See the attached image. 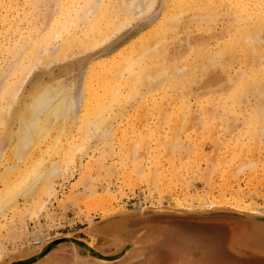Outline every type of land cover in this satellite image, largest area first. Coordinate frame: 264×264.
<instances>
[{"label": "rangeland", "instance_id": "374dc122", "mask_svg": "<svg viewBox=\"0 0 264 264\" xmlns=\"http://www.w3.org/2000/svg\"><path fill=\"white\" fill-rule=\"evenodd\" d=\"M55 1L57 0H0V72L7 67L11 61L15 60V55L16 57H20L24 54V51L20 52L26 46H23V42L21 41L23 35H29L31 31L36 35L37 27L46 23L45 20L48 19V14L50 13L49 17H51L52 12L54 15L60 11L61 0H58V3ZM167 2L169 1L167 0ZM167 2L166 0H156V4L152 9L138 18V20L129 23V28H126V31H129L128 34L133 37L140 31L147 29L146 26H148L149 21L154 20L156 16H160L161 11L162 13L167 11V14H162V17L169 16ZM55 3L57 5H55ZM218 10L219 11L216 13L211 9L206 10V8L197 11V13L202 16L201 19H204L203 21L192 17L193 13H196L195 10H188L181 13L182 16L184 15L183 18L189 21L187 23L190 24L189 26H182L179 30L180 34L177 37L167 31L166 39L168 41L163 45L166 48L164 52L169 58V61L175 60V64L177 63L178 67L181 68L183 64L185 65L187 58L188 61L192 60L193 58L191 59V57L193 56L190 51L193 48L191 46L189 47L188 44L193 38L198 37L200 33L204 37L205 44H207L206 38L212 37V45L210 48L211 51L216 50V42L226 39L228 35L232 33L231 29H233V23H231L233 20L227 14L226 7L219 8ZM54 11H56V13ZM184 13L187 14L185 15ZM197 23L201 24L198 25ZM34 24L36 25L35 29L32 28ZM82 31L83 30L78 31L80 37H83L84 32ZM187 34L189 35V39L186 41L185 37ZM113 36L112 42L107 41L101 42L100 44L98 43L99 48H96L97 45L93 46L94 48L91 47L92 49L88 47L84 49V51L82 50L83 53L79 50L77 51L76 48H72L74 50L71 49L72 51L67 53L69 55L66 54L67 57H63L62 59L60 57V59L57 60L53 59L54 61H51L52 64H50V62L46 66L38 64L39 66L33 69L29 79L21 86L19 90L20 93L18 94L19 99L15 102L17 104H14L15 107L18 106L19 100L25 98V95L36 85H39L41 82L46 83L50 81L53 76L60 79H69V83L72 81L76 82L77 88H80L82 83L85 82L86 77L88 78L86 82L90 81L91 79L88 77L89 72L86 73L88 71L87 66H85L86 60L89 61V59L96 54H100L101 59H109L111 56L109 57L108 54L113 52V48L118 47L128 40H126L127 36L125 41L118 43L122 35L118 36V33H116L115 37ZM161 37L162 36H160V38ZM180 38L182 41L179 40ZM140 39L132 43L141 45L140 41L142 40ZM61 41V38H56L53 41L51 40L52 44L49 43V46H47L52 51L58 46L56 43L59 44ZM262 44L261 50H264V43ZM131 45H127L124 49H127ZM150 52H154V50ZM183 55L184 58L177 59V57ZM235 55L236 57L239 55V57H235L236 60L231 64H227V60L223 59L219 60L220 62L218 64H213V68L216 67L213 70V78L221 79L227 83L229 75L233 76L236 73L238 74V72L244 73L247 70L248 66L246 70H244L246 65H248V61L245 59L244 55L242 56L240 51H236ZM163 63V57H159L157 54L152 61L146 57L142 64L156 67L155 65L157 64L163 66ZM93 67L98 68L96 66ZM65 68L69 70H65ZM6 69L7 68H5V70ZM184 71L185 70L182 72ZM197 72L199 71L197 70L195 73L197 74ZM197 76H199L200 79L201 73H198ZM145 83H147V81H145ZM150 86H140L141 93L137 95L134 100L128 99V101L126 98H123L122 102L117 105L113 104L111 109L112 112H108L106 116L110 114L109 117H113L115 113V115H118L116 120L111 123V125H113L110 127L109 135L104 140H94L88 143L83 142V144L86 145L84 149H82L81 152H75V149H77L76 147L82 144V140L79 138L80 136H78L77 132L80 127V123L77 119L68 129H71L70 131L73 133L70 132L71 135H65V138L62 139L60 143L62 147H60L59 153L50 152L52 154H44V166L46 165L47 167L51 166L56 161L62 162L61 159H64L62 156H69V158L65 160V162L63 160L60 171L53 179V189L55 191H53V197L51 196L47 203L45 212L40 216L31 213V215H29L27 213V210H31L28 207L29 205H23L24 202L20 199V204H18L19 206L17 209L13 210L8 208L4 217L0 218V227H2L0 230V242L6 248L3 247L4 249L1 251V255H5V257H0V263L6 258H12V256H10L12 253L15 254L16 258L29 256L32 254L33 249H26L25 247L28 244L41 242L58 233H70L75 238L92 243L93 247L100 253L101 251L108 250V247H112L117 251L119 250L117 253L119 254L124 249L127 250L128 247L133 245V243L145 233V231L137 232L128 240L126 237V234L129 232L128 229L135 230L139 227L137 224L140 221L154 216H171L184 220L188 219L176 225L174 232L179 236H190L194 234L208 235L217 233L222 229H229L231 231V225L248 223L247 219H243L232 213L186 216L171 214L167 212V210L154 212L147 209V211H145L147 213L146 216L127 221V230L124 231L123 242H120L114 237H110L107 233L97 238L88 233V231H101L103 223L110 222L112 220L110 218L121 212H133L149 207H165L173 210H181L183 209L182 207H194L184 208V210H199L212 208L209 206L215 203V205L223 204L222 206H218L223 209H231L232 207V209L235 208L238 210L236 208L238 207L247 209L249 211H247V213L251 212L255 214V212L257 213L259 211L260 214L264 215V139L261 140L262 144H259L260 146L258 145L259 151L253 153V155L244 152L236 159H234L232 155L234 144L237 140L240 139L245 146L248 144V140L245 138L246 127L235 128V126H233V120L236 118L237 122L241 121L245 116V112H241L239 108L234 112H228L224 108L219 107L217 115L211 117V123L207 124V118L200 107L201 100L197 101L193 97H190V100L187 101L191 104L192 108L195 109V113H193L195 116H193L194 122L182 123V127L180 128L178 126V131H174L177 130L175 126L176 123L180 125L178 119L179 113L176 112L179 109L178 106L180 103H172L173 101L169 100L170 92L168 90L164 88L161 89L159 86H154L153 84ZM211 86H214V84L211 83ZM197 87L198 84H193V89L197 90ZM214 90L215 88L212 89V91ZM212 96L214 97V95ZM252 99L253 98L247 95L242 97V104L246 107V110L249 109L248 106L250 104L255 103V100L253 99V101ZM209 101H211V98ZM155 105L159 106L156 108ZM212 106L207 105L206 107L213 108L214 106ZM196 108L201 110V115H199V110L196 111ZM161 110L163 111V115L161 114ZM238 110L240 112L239 115ZM219 117H223L222 121ZM224 117H228V122L227 118L225 119ZM223 120H226V124ZM230 123L232 127H230ZM8 124L10 125L11 123ZM17 125L16 122L12 123L7 127L6 131L4 128V132L1 129L3 127L0 126V130L2 131L0 132L4 133L1 134V137H3V142L1 143L5 144L6 153L4 157L2 156L0 158V194L5 188L3 184L5 177L9 176L12 181L17 178L14 173L13 175L11 173L10 162L13 164V160H8L6 158L8 154L7 151L9 150L8 148L12 146L11 142H8V136L12 131L18 129ZM6 132H8V135ZM174 134L175 136L177 134V139L176 145L173 147L171 143L168 142L169 140L173 143L175 142ZM72 138H76L77 140H75L76 142L73 143L71 149V146L69 147V141L72 140ZM51 141V139H48V142L51 143ZM48 142L47 144H50ZM136 142L139 143V149L134 148ZM165 142L167 144H165ZM130 144L133 145V149H137L136 153H138L139 159L137 158L138 160L135 162H131V160H127V158L124 160V154H126L127 157L128 153H125L127 150H124L122 146L129 145L130 147ZM169 145L172 148L169 149L168 152L167 147L170 148ZM108 147L109 150H111H108L109 152L107 151ZM135 147H137V145ZM140 148H142V150H140ZM110 152L113 154H110ZM166 152H168L167 156ZM106 153L108 154L106 155ZM256 154L259 156H256ZM239 158H241V160ZM215 160V163L221 160L223 164L222 171L220 166L216 167L212 165ZM251 160L253 163H258L256 166L258 168L255 167L250 171L249 169H245L244 171L242 169L241 171L242 165L251 162ZM23 166L26 167V164L22 165V168L25 170ZM157 167L161 168H158V173L156 172ZM224 169H228L227 172ZM154 175L156 177L160 176L156 178ZM82 177L83 182L80 181ZM87 182L94 183L95 193L92 194L93 197L95 196L94 198L91 197V193L88 194V192L84 190V186L88 184ZM104 204L107 206L105 210L102 209ZM100 205H102V207ZM26 206L28 209L25 208ZM195 207L198 209H195ZM238 212L242 213L243 211ZM211 218L219 219V221L206 220ZM102 221L104 222L102 223ZM128 224L132 225L128 226ZM253 257L254 259H260V257L256 255H253ZM59 260L61 264H91L92 262L94 264H112L113 261H116H98L94 258L76 260L72 247H62L48 253L35 264L46 262L58 264ZM131 261L134 262L135 260Z\"/></svg>", "mask_w": 264, "mask_h": 264}, {"label": "bare ground", "instance_id": "6f19581e", "mask_svg": "<svg viewBox=\"0 0 264 264\" xmlns=\"http://www.w3.org/2000/svg\"><path fill=\"white\" fill-rule=\"evenodd\" d=\"M168 1L169 2L166 0L168 5L167 8L169 7V16L166 15L167 17H162V14H167V11L165 13L161 11L160 16H156L154 20L149 21L148 26H146L147 29L140 31L133 37L128 34L129 31H126L129 23L138 20V18L152 9L156 4V0H61L60 11L58 13L54 11L56 13L54 15L53 12L50 11L52 12L51 17H49L50 13H47L49 15L47 17L48 19L45 20L46 23L41 24L42 26L37 27L36 35H34L32 31L29 35L26 34L28 37L23 35L21 41L23 42V46H26L24 49H22V47L20 52L24 51V54L20 57H16V55L15 57L13 56L15 60L11 61V63L5 67L7 68L6 70L4 68L0 72V126L3 127L1 129L4 132V128L6 131L7 127L12 123L16 122L18 124V129L12 131L8 136V142H11L12 146L8 148L9 150L7 151L8 154L6 157L8 160H13V164L10 162L11 173L12 175L14 173L17 178L12 181L9 176H7L3 180L5 188L0 194V218L4 217L8 208L13 210L17 209L19 206L18 204H20V199L24 202L23 205H29L28 207L31 209V212L27 210L29 215L34 214L40 216L45 212L47 203L53 191H55L53 189V179L60 171L63 160L65 162L69 156H62L64 157V159H61L62 162L56 161L51 166L47 167L46 165L44 166V154H49L50 152L59 153L60 147H62L60 144L62 139L65 138V135H71V133H73L70 131L71 129H68L77 119L80 123L77 132L78 136H80L79 138L82 140V144L76 147L77 149H75V152H81V150L84 149L86 145H84L83 142L88 143L94 140L102 141L107 138L110 127L113 125H111V123L116 120L118 114L115 115V113L113 117H109L110 114L108 116L106 115L111 111L113 104L117 105L122 102L123 98L134 100L137 95L141 93L140 86L148 87L153 84L154 86H159L161 89L164 88L170 92L169 100L173 101L170 102L180 103L178 106L179 109L176 111L179 113V115H177L180 125L176 123L175 126L177 130L174 131H178V126L181 128L182 123L194 122L193 113H195V109H193L191 104L187 101L190 100V97H193L197 101H202V104L200 101V107L207 118V124L211 123V117L217 115L219 107L224 108L228 112H234L239 108L241 112H245V116L239 122H237L235 118V120H233V126H235V128L246 127L245 138L248 140V144L245 146L240 139L237 140L232 151L233 158L236 159L244 152L253 155V153L259 151L258 145L262 144L261 140L264 139V50H261L262 43H264V0ZM55 5L57 4L55 3ZM222 7H226L227 14L233 20L231 22L233 23V29H231L232 33H230L226 39L216 42V50L211 51L210 48L212 45V37L206 38L207 44H205L204 37L200 33L198 37L193 38L188 44L189 47L191 46L193 48L190 51L193 56L191 57V59L193 58L192 60L188 61L187 58L186 63L183 62L185 65L183 64V67L181 66L182 64L180 65L181 68L178 67L177 63L175 64L174 59V61H169V58L164 52L166 48L163 45L168 41L166 39L167 31L177 37L180 34V28L184 25L189 26L190 24L187 23L189 21L183 18L184 15L182 16L181 13L188 10H195L196 13L194 12L192 17L200 20L202 16L197 13V11L206 8V10L211 9L216 13L219 11L218 9ZM203 20L204 19H201V21ZM197 24L196 26L198 28V25L201 23ZM32 28L35 29L36 25L34 24ZM79 30H83V37L78 35ZM116 33H118V36L122 35L118 43L125 41V38L129 35L126 38V40H128L118 47L113 48V52L108 54L109 57L111 56L109 59H101L100 54H96L92 56L89 61L86 60L85 66H87L88 70H86V73L89 72L88 77L91 79L90 81L86 82L88 79L86 77L85 82H83L84 84L82 83L80 88H77L76 82L72 81L69 83V79H60L53 76L50 81L46 83L41 82L39 85H36L25 95V98L19 100L18 106L15 107L14 104H17L15 102L19 99L18 94L20 93L19 90L21 86L29 79L33 69L39 66L38 64L46 66L51 61L60 59V57L61 59L67 57V55H69L67 53H70L75 48L77 51L79 50L81 52L88 47L91 48L97 45V48L101 42H112V36L114 35L113 37H115ZM188 34L185 37L186 41L189 39ZM160 36L162 37L160 38ZM56 38H61L62 41L59 44L56 43L58 46L51 51L48 48L49 43ZM137 39L142 40L140 41L141 45L137 43L133 44ZM179 40L182 41L181 38ZM129 44L131 46L124 49ZM151 50H154V52H150ZM236 51H240L242 56L244 55L245 59L248 61V65H246L244 69L246 70L248 66L247 70L244 73L238 72L237 74L234 72L236 74L233 76L229 75L227 83L221 79L213 78V70L216 68H213V64H218L221 59L227 60V64L233 63L240 55L238 53L239 55L236 57ZM157 54L159 57H163V66L157 64L155 65L156 67H151L148 64H142L146 57L152 61ZM181 58H184V55L177 57V59ZM50 64H52V62ZM93 66L98 68H94ZM65 70L69 69L65 68ZM181 70L185 71L182 72ZM197 70L199 71L197 74L201 73L200 79L195 73ZM9 77H12V80ZM145 81H147V83H145ZM211 83L214 84V86H211ZM193 84H198L197 90L193 89ZM212 87L215 88L214 91H212V89H214ZM212 95H214V97ZM244 95L255 100V103H249L248 110H246V107L242 104V97ZM210 98L211 101H209ZM207 105H213L214 107H206ZM158 106L159 105H155L156 108ZM239 110L238 115L240 113ZM196 111L199 113L201 112V110L197 108ZM162 113L163 111L161 110V114ZM199 115H201V113ZM222 118L223 117L220 118L221 121ZM224 118H227L228 122V117ZM223 122L226 124V120H223ZM8 123L11 124L9 125ZM230 127H232L231 123ZM1 132L0 158L6 155L5 144L1 143L3 142L1 134L4 133ZM7 133L8 132H6V134ZM174 138V143L170 140L169 142L167 141L171 143L173 147L176 145L177 134L176 136L174 134ZM48 139L52 140L51 143L48 142ZM75 140L77 139L72 138V140L69 141V147L71 146V149L73 143L76 142ZM47 142L50 144H47ZM165 144L167 143L165 142ZM136 145L137 147H135ZM136 145L134 148L139 149V143L136 142ZM171 146L170 148L167 147L168 152L169 149L172 148ZM122 147L124 150H127L125 153H128L127 157L126 154H124V160L127 158V160H131V162H135L139 159L138 153H136L137 149H133V145L130 144V147L129 145H124ZM108 150L109 147L107 151ZM140 150H142V148H140ZM168 152H166V156ZM111 153L112 152H110V154ZM228 153L230 154L229 151ZM107 154L108 153H106V155ZM257 155L258 154H256V156ZM239 159L241 160V158ZM215 162L216 160L214 163L211 162L212 165L216 167L220 166L222 171L223 164L221 160H218L217 163ZM23 164H26V167L23 166L25 170L22 168ZM257 164L255 162L253 163L251 160V162L247 164L244 163L240 170H253ZM158 168L160 167H157L156 172ZM227 170L225 171L227 172ZM229 175L231 176V173ZM82 180L83 177L80 181ZM84 187L85 189H83L86 190L88 194L91 193V197L94 198L95 196L93 197L92 195L95 193L94 183L89 182ZM109 201L106 202L110 203ZM105 205L106 204H104L103 207L102 205L100 206L105 210V208H107ZM222 205H215L214 203L209 207L213 208L215 206L219 208L218 206ZM27 206L25 207L26 209H28ZM182 208L187 209L194 207ZM236 208L238 209L236 210L234 208L236 211H243L246 213L248 211L247 209ZM195 209L198 208L195 207ZM257 213L255 212V214ZM258 214H260V212ZM1 228L2 227H0V230ZM3 247L4 246L0 242V257L3 255H1V251L5 248ZM2 257H5V255Z\"/></svg>", "mask_w": 264, "mask_h": 264}, {"label": "flooded vegetation", "instance_id": "af4514ba", "mask_svg": "<svg viewBox=\"0 0 264 264\" xmlns=\"http://www.w3.org/2000/svg\"><path fill=\"white\" fill-rule=\"evenodd\" d=\"M187 220L171 216H154L140 221L137 229H128L126 237L130 240L137 232L145 233L112 264H264L262 257L254 259L248 252L230 250L229 229L208 235L179 236L174 232L176 225ZM130 225L132 224H128ZM108 248L101 251V254L106 257L117 255L119 250ZM58 264H61L60 260Z\"/></svg>", "mask_w": 264, "mask_h": 264}, {"label": "water", "instance_id": "95a60500", "mask_svg": "<svg viewBox=\"0 0 264 264\" xmlns=\"http://www.w3.org/2000/svg\"><path fill=\"white\" fill-rule=\"evenodd\" d=\"M147 209L154 212H162L167 210V212L176 215H186V216H204L212 215L218 213H232L238 215L243 219H247L248 223H241L240 225H231V231L228 236V248L230 250L245 251L252 255H256L264 258V215L253 214V213H241L233 209H223V208H209V209H199V210H173L162 208H144L133 212H121L116 214L108 223H103L101 231H88V233L97 238L99 236H104L108 234L110 237H114L120 242H123L124 231L127 230V221L130 219L146 216ZM219 221V219H206ZM106 221V220H105ZM62 247H72L74 258L85 259L94 258L98 261H111L121 258L126 249L115 256L106 257L97 251L92 243L85 242L79 238L73 237L70 233H58L52 237H49L41 242H35L28 244L25 248H32L33 252L27 257L16 258L15 254L12 253L10 256L12 258H6L0 264H35L39 260L43 259L45 255L54 250ZM42 264H53L52 262H46Z\"/></svg>", "mask_w": 264, "mask_h": 264}]
</instances>
